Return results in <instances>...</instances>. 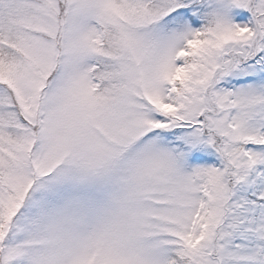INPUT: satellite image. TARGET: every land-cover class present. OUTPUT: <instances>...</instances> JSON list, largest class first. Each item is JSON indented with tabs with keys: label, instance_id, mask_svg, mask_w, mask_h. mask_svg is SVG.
<instances>
[{
	"label": "snow or ice",
	"instance_id": "1",
	"mask_svg": "<svg viewBox=\"0 0 264 264\" xmlns=\"http://www.w3.org/2000/svg\"><path fill=\"white\" fill-rule=\"evenodd\" d=\"M0 264H264V0H0Z\"/></svg>",
	"mask_w": 264,
	"mask_h": 264
}]
</instances>
